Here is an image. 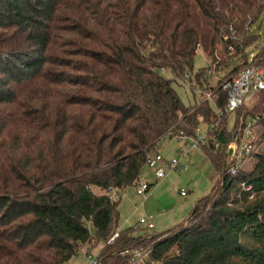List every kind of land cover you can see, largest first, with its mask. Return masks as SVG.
<instances>
[{
  "label": "trees",
  "instance_id": "obj_1",
  "mask_svg": "<svg viewBox=\"0 0 264 264\" xmlns=\"http://www.w3.org/2000/svg\"><path fill=\"white\" fill-rule=\"evenodd\" d=\"M263 14L264 0H0V264H69L97 244L99 264L148 249L147 264H264V152L233 177L211 141L213 188L183 222L119 228L121 195L162 141L219 123L211 135L232 143L222 87L261 43ZM209 71L227 73L213 84ZM191 74L194 98L198 85L213 100L185 105L174 82Z\"/></svg>",
  "mask_w": 264,
  "mask_h": 264
},
{
  "label": "built area",
  "instance_id": "obj_2",
  "mask_svg": "<svg viewBox=\"0 0 264 264\" xmlns=\"http://www.w3.org/2000/svg\"><path fill=\"white\" fill-rule=\"evenodd\" d=\"M253 27L254 25L251 31L256 29V27ZM251 47H253V45ZM246 50L247 48L244 49V54H246ZM246 55V61L240 70L232 75L222 87L223 89H229L231 92V97L225 109L226 113L232 114L239 110L242 112H251V115L245 119H243V115H241L236 120L240 122V126L234 134L235 137L233 136L232 143L226 148L218 143L217 135H211L216 131L219 123L207 125L208 128L206 131H202L201 127H199L196 137L189 138L186 136H179L177 138L184 141L187 148L179 152L177 157L166 159L160 152H157L149 158L148 167L154 172L157 180L165 178L174 171H188L191 166L189 162L191 153L193 151L203 152V147H207L211 141H213L221 151H226L228 163L230 165L229 174L233 177L237 176L245 169V165L249 160L255 159L256 155L264 152V114L261 116L256 113L259 107H262L264 110V51L251 52ZM211 67L212 70L215 71L216 65L213 64ZM214 73L215 72L209 71L207 76L213 79ZM190 79L195 81V75L191 74L186 76L181 82L190 87ZM195 90L196 93L200 94L202 97L201 102L211 101L215 98V92L212 90L203 89L198 85ZM222 115L223 112L218 111V116L220 117ZM149 185L150 184L146 181H140L137 187V193L145 197L150 190ZM245 187L246 185H243V188ZM247 190H250V188L248 187ZM181 195H185V193L182 192ZM138 225L146 226L148 229L154 228L153 223L149 222L146 217L141 218ZM116 237L117 234L109 243ZM151 252L152 250H148L145 253L141 251L132 253L125 251L123 255L129 256L130 264H147L146 258L144 257L148 256ZM86 257L90 261V264H99L98 258H92L89 252H87Z\"/></svg>",
  "mask_w": 264,
  "mask_h": 264
},
{
  "label": "rangeland",
  "instance_id": "obj_3",
  "mask_svg": "<svg viewBox=\"0 0 264 264\" xmlns=\"http://www.w3.org/2000/svg\"><path fill=\"white\" fill-rule=\"evenodd\" d=\"M255 27L257 33L261 36V43H256V45H253V47L247 48V50L245 51L246 54L257 51L260 52L262 50V47L264 45V14L256 22L253 28ZM239 59L243 60V57H233L230 60V67L228 69L229 71H231L235 66L238 65L237 63L239 62ZM208 61L209 58L207 53L204 49L200 48L197 52V56L194 61V74H196L198 70L207 67ZM227 71L218 75L214 73V78L211 79L212 83L215 84V81L222 75L226 74ZM161 73L166 79L174 81L175 77L169 69H165ZM174 86L185 105L189 106L200 102V94L196 93L197 97L194 98L192 91L188 89V86L182 84L181 80L178 82H174ZM228 119L229 129L232 130L236 126V113L230 114ZM200 127L202 131H206L208 128L206 124H201ZM161 144L162 146L159 148L160 153L165 158L168 156L175 157L177 155V150L182 147H184L185 149L184 142H182L178 138L164 140L161 142ZM197 153H200L202 155V159L204 160V163L202 165L193 162L194 166L190 167L189 171L179 170L170 173L168 176H166V178L161 179L163 181L158 180L160 182L157 183L155 186L151 187L145 197L137 193V188H129L127 191L131 193L135 190L134 198L129 199L128 195H126L127 192L122 194L119 207V228L123 229L125 227L128 228L137 226L141 217L146 216L147 219L151 217L154 220V229L150 230L149 232L160 234L183 222V220L187 218V216L191 213L192 209L197 204V202L211 192L214 185L215 172L212 168L209 159L206 158L203 152ZM171 157L168 158L172 159ZM254 165L255 159L253 158L247 162V164L245 165V169L250 170L254 167ZM142 176L150 183H154L156 179L155 174L148 166L143 169ZM161 183H163V185L160 187L158 193L156 194L159 198V201H157V199H154V201H152V203L150 204V208L152 205V211L147 214L145 213L146 210L144 209L145 200L147 199V196L153 194L155 189H157ZM93 191L97 195L102 194V191L97 188H94ZM182 192H184L185 195H181ZM124 201H126V204H124ZM160 202L162 203V205L159 204ZM158 205L160 206L158 207ZM148 207L149 206H147V208ZM180 207H183V209L181 210ZM156 214L161 217H157L155 219L154 215ZM148 216L150 217L148 218ZM126 220H128L127 223ZM138 227L140 228V230L146 228L145 226ZM101 249L102 244L90 246L89 251L91 257L96 258ZM148 250H141V252L145 253ZM85 253V251H80L78 253V257L76 258V261H78L77 264H90V261L87 259ZM144 258L148 259L149 255ZM146 262H148V260Z\"/></svg>",
  "mask_w": 264,
  "mask_h": 264
},
{
  "label": "crops",
  "instance_id": "obj_4",
  "mask_svg": "<svg viewBox=\"0 0 264 264\" xmlns=\"http://www.w3.org/2000/svg\"><path fill=\"white\" fill-rule=\"evenodd\" d=\"M182 142H184V141H182ZM184 144H185V149H184V147H182V148H180L179 150H177V152H176V156L175 157H177L178 156V154H179V152H181V151H184V150H186V148H187V146H186V143L184 142ZM162 146V144H160L159 145V147H158V149H157V152H160V147ZM163 153V152H162ZM168 157H171V156H168ZM168 157H166V159H169ZM175 157H171V158H175ZM191 164V166L190 167H192V166H194V163H197V164H203L204 163V160L202 159V155L200 154V153H197L196 151H193L192 153H191V157H190V161H189ZM194 162V163H193ZM190 170V169H189ZM188 170V171H189ZM154 173V172H153ZM169 175V174H168ZM156 178V177H155ZM166 178V177H165ZM164 179V178H163ZM141 181H146L147 183H149V184H153V182L152 183H150V182H148L146 179H144L143 178V180H141ZM161 181H163V180H161ZM160 181H158L157 179H155V181H154V183H159ZM163 185V183H161L160 184V186L157 188V189H155V191L153 192V194L152 195H150V196H147V199L145 200V206H144V209L146 210L145 211V213H147V214H149L151 211H152V205H151V208H150V204L152 203V201H154V199H157V201H159V198L157 197V193H158V191H159V189H160V187ZM136 189V188H135ZM128 190H126L124 193H126ZM135 191V190H134ZM134 191L133 192H127V194L126 195H128V198L130 199V198H134ZM123 193V194H124ZM128 199V200H129ZM124 204H126V201H124ZM148 204V205H147ZM160 205H162V203L160 202L159 203ZM160 205H158V207L160 206ZM147 206H149L148 208H147ZM183 206H185V205H183ZM195 207V206H194ZM180 209L182 210L183 209V207H180ZM144 213V214H145ZM166 216V215H165ZM146 217V216H145ZM150 216H148V218H149ZM157 217H161V216H158L157 214L156 215H154V218L156 219ZM141 218H143V217H141ZM149 220V222H151V223H154V220H153V218H149L148 219ZM127 221L128 220H126V223H127ZM126 228V227H125ZM83 251H85L86 253L85 254H87V252H89V246L88 247H86V248H84L83 249ZM78 256H76L75 258H73L70 262H69V264H73L75 261H76V258H77ZM78 263V261H76L74 264H77Z\"/></svg>",
  "mask_w": 264,
  "mask_h": 264
},
{
  "label": "water",
  "instance_id": "obj_5",
  "mask_svg": "<svg viewBox=\"0 0 264 264\" xmlns=\"http://www.w3.org/2000/svg\"><path fill=\"white\" fill-rule=\"evenodd\" d=\"M234 137H235V135H234ZM231 153V152H230Z\"/></svg>",
  "mask_w": 264,
  "mask_h": 264
}]
</instances>
